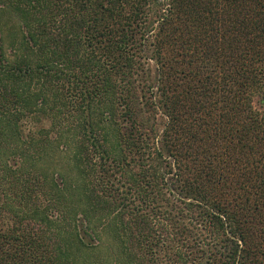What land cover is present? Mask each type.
I'll use <instances>...</instances> for the list:
<instances>
[{
    "label": "trees",
    "instance_id": "trees-1",
    "mask_svg": "<svg viewBox=\"0 0 264 264\" xmlns=\"http://www.w3.org/2000/svg\"><path fill=\"white\" fill-rule=\"evenodd\" d=\"M0 264H264V0H0Z\"/></svg>",
    "mask_w": 264,
    "mask_h": 264
}]
</instances>
